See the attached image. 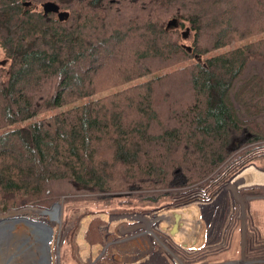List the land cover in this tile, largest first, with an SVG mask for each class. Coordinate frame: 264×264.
<instances>
[{"label":"trees","instance_id":"obj_1","mask_svg":"<svg viewBox=\"0 0 264 264\" xmlns=\"http://www.w3.org/2000/svg\"><path fill=\"white\" fill-rule=\"evenodd\" d=\"M250 61L264 0H0V210L209 191L264 158V72L230 95Z\"/></svg>","mask_w":264,"mask_h":264},{"label":"rangeland","instance_id":"obj_2","mask_svg":"<svg viewBox=\"0 0 264 264\" xmlns=\"http://www.w3.org/2000/svg\"><path fill=\"white\" fill-rule=\"evenodd\" d=\"M183 39L188 44L190 33ZM263 72L264 61H250L233 81L231 98L243 80ZM124 86L116 85L106 92ZM233 105L236 115L245 119L240 106L234 101ZM252 117L264 126V113ZM246 166L242 171L253 167ZM254 166L264 168V158ZM232 174L207 192L192 185L156 204L147 200L105 204L76 199L97 195L83 193L58 197L51 211L34 204L0 210V220L4 221L0 227V264H140L139 258L151 253L144 264H158V256L167 264H264V191L259 190L264 187H239L236 199L229 190L223 192L224 182ZM104 194L126 195L128 191L115 189ZM154 214L165 218L155 225L146 224V217ZM143 215L147 216L142 217L141 236L132 225L137 220L129 217ZM11 221L21 228L12 226ZM150 231L161 240L151 237Z\"/></svg>","mask_w":264,"mask_h":264},{"label":"bare ground","instance_id":"obj_3","mask_svg":"<svg viewBox=\"0 0 264 264\" xmlns=\"http://www.w3.org/2000/svg\"><path fill=\"white\" fill-rule=\"evenodd\" d=\"M246 167H248V166H246ZM245 168H243V169H245ZM241 171L237 175H235L230 181H228L226 185L223 186V192L226 190H229L232 193L233 197L236 199H239L238 195H237V189L239 187L251 186V185H255V184H264V173H260V172L256 171L253 167L252 168L250 167V168H248L242 172ZM249 171L256 172V175L248 174ZM45 211H47V210H45ZM144 216H147V215L129 217L131 219L137 220V222L135 224H132V225H133L134 229L137 227L138 230H140L139 234L141 236H143V229L144 228L142 226V224H143L142 217H144ZM147 217H149V218H147ZM147 217H146V219H147L146 224H149V225L154 224L155 225L157 221L165 218V215L160 214V216H157L156 214H154V215L147 216ZM149 233H151V237H153L154 239H158V240L160 239L161 240V237H159L154 231H150ZM30 262H31V259H30Z\"/></svg>","mask_w":264,"mask_h":264},{"label":"water","instance_id":"obj_4","mask_svg":"<svg viewBox=\"0 0 264 264\" xmlns=\"http://www.w3.org/2000/svg\"><path fill=\"white\" fill-rule=\"evenodd\" d=\"M188 32V30L185 28L182 32H181V37L182 38H185V36H186V33ZM249 165H251V166H253L254 168H256V169H258V170H264V168H258V167H256V166H254V164H249ZM244 168V167H243ZM242 168V169H243ZM242 169H240V170H238L237 172H235L234 174H232L224 183H226V182H228V181H230L235 175H237ZM222 185V184H221ZM251 186H258V187H261V186H263L264 187V185H251ZM55 203H57V202H55ZM54 203V204H55ZM54 204H52L51 206H53ZM50 206V207H51Z\"/></svg>","mask_w":264,"mask_h":264},{"label":"crops","instance_id":"obj_5","mask_svg":"<svg viewBox=\"0 0 264 264\" xmlns=\"http://www.w3.org/2000/svg\"><path fill=\"white\" fill-rule=\"evenodd\" d=\"M150 256H152V253L151 254H149V255H147V256H145V257H141V258H139V260L141 261V263H146V261H149V259L151 258ZM156 257V256H155ZM136 260V259H135ZM155 260H157L159 263L158 264H167L165 261H164V258H162V257H160V256H158V257H156V259ZM140 263V264H141ZM129 264V263H128ZM134 264V263H133Z\"/></svg>","mask_w":264,"mask_h":264},{"label":"flooded vegetation","instance_id":"obj_6","mask_svg":"<svg viewBox=\"0 0 264 264\" xmlns=\"http://www.w3.org/2000/svg\"><path fill=\"white\" fill-rule=\"evenodd\" d=\"M116 193H118V192H116ZM152 210V209H151ZM151 210H148V211H151ZM142 264H144V263H142Z\"/></svg>","mask_w":264,"mask_h":264}]
</instances>
